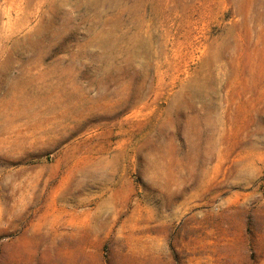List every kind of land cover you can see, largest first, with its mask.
Here are the masks:
<instances>
[{
	"label": "rangeland",
	"instance_id": "374dc122",
	"mask_svg": "<svg viewBox=\"0 0 264 264\" xmlns=\"http://www.w3.org/2000/svg\"><path fill=\"white\" fill-rule=\"evenodd\" d=\"M0 264H264V0H0Z\"/></svg>",
	"mask_w": 264,
	"mask_h": 264
}]
</instances>
